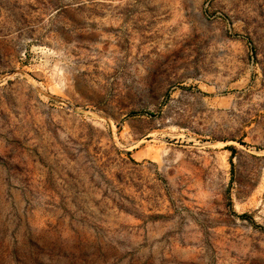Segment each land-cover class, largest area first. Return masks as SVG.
I'll return each instance as SVG.
<instances>
[{
    "label": "rangeland",
    "instance_id": "1",
    "mask_svg": "<svg viewBox=\"0 0 264 264\" xmlns=\"http://www.w3.org/2000/svg\"><path fill=\"white\" fill-rule=\"evenodd\" d=\"M0 264H264V0H0Z\"/></svg>",
    "mask_w": 264,
    "mask_h": 264
}]
</instances>
